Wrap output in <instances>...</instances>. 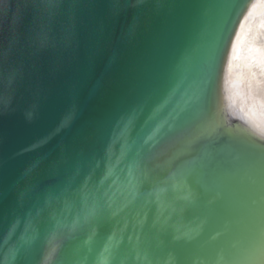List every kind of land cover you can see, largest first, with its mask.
I'll return each mask as SVG.
<instances>
[{"label":"water","instance_id":"1","mask_svg":"<svg viewBox=\"0 0 264 264\" xmlns=\"http://www.w3.org/2000/svg\"><path fill=\"white\" fill-rule=\"evenodd\" d=\"M251 1L0 0V264H207L216 228L219 246H236L234 215L201 212L234 156L196 159L225 140L264 156L226 134L218 113L222 65ZM165 88L175 95L158 112L151 100ZM190 132L194 153L159 170L162 151ZM100 203L111 212L90 226ZM29 213L52 224L42 250Z\"/></svg>","mask_w":264,"mask_h":264},{"label":"bare ground","instance_id":"2","mask_svg":"<svg viewBox=\"0 0 264 264\" xmlns=\"http://www.w3.org/2000/svg\"><path fill=\"white\" fill-rule=\"evenodd\" d=\"M262 72L264 0H252L237 23L222 65L217 94L218 113L220 125L226 134L242 135L264 148V136H261V130L264 129V108L252 100L250 88V85L259 82ZM190 136H193L192 132L183 134L167 146L160 154L156 167L168 172L184 156L193 154V146H184V141ZM228 154L234 156L233 166L225 171L211 188L208 204L201 212L208 215L216 212L226 216L234 215V237L237 238V244L228 250L229 248L225 247L228 239H223L219 246L218 242L224 235V229L216 228L211 236L214 242L209 239V249L205 252L203 262L225 264V257L231 256L232 264H264V247L251 242L256 210L259 208L264 211V203L258 205L250 191V177L254 173L264 175V156L249 148L234 146L225 140L209 144L196 162H202L208 156L215 162L219 159L223 161ZM187 170L188 167L183 168L181 174ZM212 253H218L217 260L211 257Z\"/></svg>","mask_w":264,"mask_h":264},{"label":"snow or ice","instance_id":"3","mask_svg":"<svg viewBox=\"0 0 264 264\" xmlns=\"http://www.w3.org/2000/svg\"><path fill=\"white\" fill-rule=\"evenodd\" d=\"M113 4L118 5L119 0H112ZM243 5L241 4V7ZM51 7V6H50ZM55 11L54 8H52ZM225 43H227V37H225ZM223 55V52H221ZM210 82V81H209ZM170 87V86H169ZM251 88V98L252 100L259 104L261 108H264V72L261 74V79L257 84L250 85ZM175 89L171 91L168 88H165L163 91L160 92L158 96L151 100V103L158 104L159 108L157 111L166 108L169 104L172 103V98L175 95ZM201 97H196L195 99H189L187 101L190 105H195L199 102ZM176 112L175 109H173ZM187 111V109H181L179 112H176L175 118L180 119L181 113ZM261 136H264V129L261 130ZM251 186L250 191L255 198V202L260 205L264 203V175L260 173H254L251 177ZM172 186L169 182V187L164 189L163 191L171 192ZM111 212V207L105 203H100L98 207L94 208L91 215V219L88 221L90 226H100L102 227L104 221L109 216ZM29 219L26 220L28 227L36 233L32 239L35 241L36 249L42 250L43 244L45 241L48 240L49 236L52 233V224L51 222H41L38 220L37 217L33 216L32 213L28 214ZM79 223V222H78ZM19 226V221L13 225V228ZM82 226V225H81ZM251 242L259 247H264V211H261L259 208L256 210V215L254 217V225H253V233L251 236ZM104 243V234L103 232L98 237L95 242V246L97 250L103 246ZM184 245L177 244L174 247L177 249L182 248ZM112 256L113 261H118L119 259V251L110 254ZM59 258L57 257L53 264H58ZM233 257L226 256L225 257V264H232Z\"/></svg>","mask_w":264,"mask_h":264}]
</instances>
